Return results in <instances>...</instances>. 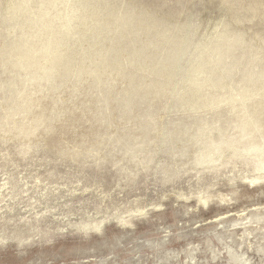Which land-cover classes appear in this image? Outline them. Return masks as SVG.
Returning a JSON list of instances; mask_svg holds the SVG:
<instances>
[{
	"label": "rangeland",
	"instance_id": "1",
	"mask_svg": "<svg viewBox=\"0 0 264 264\" xmlns=\"http://www.w3.org/2000/svg\"><path fill=\"white\" fill-rule=\"evenodd\" d=\"M0 264H264V0H0Z\"/></svg>",
	"mask_w": 264,
	"mask_h": 264
}]
</instances>
